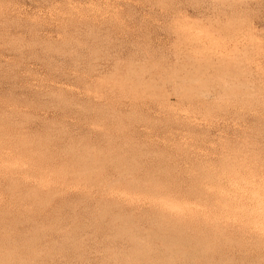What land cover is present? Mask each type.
<instances>
[{"label":"rangeland","instance_id":"obj_1","mask_svg":"<svg viewBox=\"0 0 264 264\" xmlns=\"http://www.w3.org/2000/svg\"><path fill=\"white\" fill-rule=\"evenodd\" d=\"M186 263L264 264V0H0V264Z\"/></svg>","mask_w":264,"mask_h":264},{"label":"bare ground","instance_id":"obj_2","mask_svg":"<svg viewBox=\"0 0 264 264\" xmlns=\"http://www.w3.org/2000/svg\"><path fill=\"white\" fill-rule=\"evenodd\" d=\"M165 230V229H164ZM124 231V230H123ZM159 238V237H158ZM160 239V238H159ZM134 241V240H133ZM157 241V240H156ZM179 242V241H178ZM175 243V242H174ZM180 243V242H179ZM189 243V242H188ZM176 244V243H175ZM182 245V244H181ZM181 247V246H180ZM172 248V247H171ZM180 250V249H179ZM165 251V250H164ZM194 251V250H193ZM146 252V251H145ZM137 254V253H136ZM174 254V253H173ZM141 255V254H140ZM145 255V254H144ZM164 255V254H163ZM172 255V254H171ZM185 256V255H184ZM141 257V256H140ZM136 260V259H135ZM149 263V262H148ZM187 264V263H186Z\"/></svg>","mask_w":264,"mask_h":264}]
</instances>
